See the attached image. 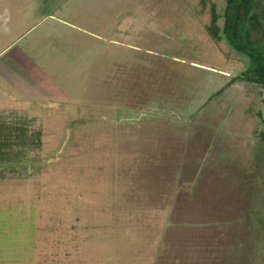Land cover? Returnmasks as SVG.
Returning a JSON list of instances; mask_svg holds the SVG:
<instances>
[{"label": "rangeland", "instance_id": "374dc122", "mask_svg": "<svg viewBox=\"0 0 264 264\" xmlns=\"http://www.w3.org/2000/svg\"><path fill=\"white\" fill-rule=\"evenodd\" d=\"M213 4L0 0V264H258L261 97Z\"/></svg>", "mask_w": 264, "mask_h": 264}, {"label": "trees", "instance_id": "16d2710c", "mask_svg": "<svg viewBox=\"0 0 264 264\" xmlns=\"http://www.w3.org/2000/svg\"><path fill=\"white\" fill-rule=\"evenodd\" d=\"M223 2H227L229 5L225 14L223 9L221 12H218L216 4L212 5V23L207 27V32L216 42L226 41L236 52V55H240L246 60V70L240 76L233 78L231 80V85L240 81L253 86H264V48L260 50L258 47L251 45L248 37L243 33L237 21L241 2H246L249 11H253L256 7L255 2H257V0H223ZM224 15V25L221 26L219 22L223 21ZM221 91L223 90L218 91L217 94ZM4 143L7 145V142ZM0 153H2V149H0ZM257 158L258 155L256 153L252 162L251 172L246 174V171H244V175L241 179L245 184L249 185V189L259 192V186L257 188L255 186V176L258 175ZM250 215L249 213L245 219H250ZM255 223L259 228L253 233L252 242L254 247L248 252V255L251 256L254 252V256L258 259V264H264V217L262 219L261 217L255 216Z\"/></svg>", "mask_w": 264, "mask_h": 264}, {"label": "flooded vegetation", "instance_id": "af4514ba", "mask_svg": "<svg viewBox=\"0 0 264 264\" xmlns=\"http://www.w3.org/2000/svg\"><path fill=\"white\" fill-rule=\"evenodd\" d=\"M255 4V9L253 11H249L247 3L241 2L237 21L239 27L242 28L243 33L248 37L249 43L262 50L264 48V0H257ZM228 6L227 2H223L222 9L224 14L228 10ZM224 18L225 15L223 17V21L219 22V25H224ZM210 22L212 23V15L210 17ZM222 43H224L232 52H235L226 41H222ZM255 87L259 90V97H261L260 103L262 106V110L258 113L260 124L256 141V153L258 155L257 179L258 183H260L259 194L264 196V86L256 85Z\"/></svg>", "mask_w": 264, "mask_h": 264}, {"label": "crops", "instance_id": "0c3cea01", "mask_svg": "<svg viewBox=\"0 0 264 264\" xmlns=\"http://www.w3.org/2000/svg\"><path fill=\"white\" fill-rule=\"evenodd\" d=\"M50 16V15H49ZM54 15H52L51 17H53ZM52 19H55V17H53Z\"/></svg>", "mask_w": 264, "mask_h": 264}]
</instances>
